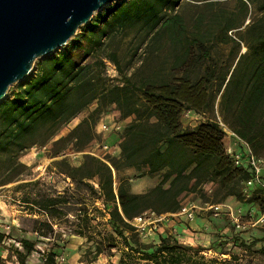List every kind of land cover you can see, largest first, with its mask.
<instances>
[{
  "label": "trees",
  "instance_id": "1",
  "mask_svg": "<svg viewBox=\"0 0 264 264\" xmlns=\"http://www.w3.org/2000/svg\"><path fill=\"white\" fill-rule=\"evenodd\" d=\"M182 1L130 0L110 8L83 37L88 44L85 54L98 57L94 63L82 64L69 54L55 55L42 61L36 76L0 104V187L20 181L27 170L20 158L34 147L51 144L53 158L69 147L83 151L95 139L97 110L66 136L56 138L95 102L102 107L114 105L122 119H131L122 136L120 159L86 155L78 168L64 163L65 172L76 183L97 180L110 226L126 248L118 264H229L207 261L199 256L201 248L185 246L174 237L162 236L158 244H144L131 224L147 211L157 216L179 215L183 196H200L207 204L205 186L210 183L217 187L216 202L210 205L231 197L243 199L242 182L249 180L251 173L233 166L220 123L212 120L186 129L182 124L185 111L215 112L220 98L222 120L257 155L264 149V17L236 40L229 34L240 28L241 16L209 9L195 15L190 26L177 12ZM218 1L209 2L208 7ZM255 1L259 0H241L242 11ZM260 8L264 12V2ZM132 32L131 41L137 43L130 48L133 57L145 44L154 45V51L167 47L173 58L168 70L147 73L143 67L134 70L131 62L123 66L112 46ZM242 44L247 48L244 54ZM220 45L230 46L222 62L218 61ZM101 54L105 58H100ZM105 60L116 68L115 81L108 78ZM140 168H146L148 176L160 177L150 191L134 194L125 181L115 187L114 170ZM36 182L20 189L34 188ZM260 200L263 202L257 190L246 201L254 204ZM23 203L47 211L52 218L61 205L68 204L64 198L46 193L34 198L29 195ZM34 224V231L43 237L53 235L48 223ZM6 239L8 236L0 233V243ZM19 243L22 251L17 247L15 251L26 264L36 252V244L26 239ZM258 243L253 241L247 248L253 250ZM59 254L50 251L45 264H58ZM259 254L264 257V247Z\"/></svg>",
  "mask_w": 264,
  "mask_h": 264
},
{
  "label": "rangeland",
  "instance_id": "2",
  "mask_svg": "<svg viewBox=\"0 0 264 264\" xmlns=\"http://www.w3.org/2000/svg\"><path fill=\"white\" fill-rule=\"evenodd\" d=\"M129 1L117 0L103 10L98 11L91 21L84 25L78 31L77 35L55 53L54 56L58 54H69L81 61L82 64L94 63L98 57L87 56L84 52L88 48V44L83 37L88 27L92 26L95 21L100 22L105 11L117 5L124 6ZM212 1L183 0L177 12L190 26H193L194 16L200 13V11L211 9L212 11H225L227 13L238 14L241 16L239 19L240 28L229 34L236 40H238V36L244 33L250 25L257 23L264 17V12L260 8L264 0L249 3L246 12L242 11L241 0H220L210 8L208 7V3ZM98 29L99 27H96L95 31H98ZM133 35L134 32L131 33L129 38L112 46L122 59L123 66L131 62L133 63L134 70L143 67V71L147 73H151L157 69H169L173 58L171 50L167 47L159 50L156 48L154 51V45L148 47L145 44L138 49L133 57V50L130 48L137 45L136 42L131 41ZM112 48L110 47L109 50L113 51ZM229 51L230 46L220 45L218 49V61H225ZM246 51L247 48L242 44L241 54L246 53ZM101 55H99L100 58H105L104 55ZM42 61L44 60L39 59L35 62L32 74L25 81L14 84L1 103L10 100L13 93L21 85L27 84L36 76L39 64ZM105 62L108 78L115 81L118 73L115 70L113 71L112 67L114 65L106 60ZM131 72L127 71V73ZM219 101L220 98L217 102L215 112L198 114L193 111V113L183 115V127L186 129H195L200 123L212 120L218 121L225 131V138L223 140L224 147L231 146L235 148L236 139L232 136V133H235L222 120L218 110ZM96 110L98 114L94 128L95 139L83 151H77L74 147H69L60 156L53 158L52 153L54 150L51 144L43 148L34 147L22 157L28 158L31 155L30 157L36 159L35 163L28 165L21 161L22 157L20 158L21 163L27 167L20 181L0 187V199L2 201L5 200L7 205L9 204L10 206H22L18 201L23 202L29 195L34 198L35 194L37 195L38 193H46L50 196L64 198L68 204L61 205L54 219L58 222L59 229H63L68 233L67 239L62 242L58 235L55 239H52L54 233L49 236L50 240L43 237L41 233L34 235V221H40L42 223L44 222V217L37 220L31 216H23L21 217V228L25 230L26 234H22L16 230L14 231L11 222L2 221V219L9 221L10 219L7 214L2 216L1 213H4L6 209L0 204V231L8 236V239L0 243V264H22L17 256L15 247H17V242L25 238L31 239L36 244V252L29 256L26 264H45V257L52 250L60 253L59 256H63L65 259L58 264H118L120 262L126 248L122 240L110 226V214L108 208L104 205L103 194L95 187V184H98L97 180L85 181L84 183L86 184L76 183L65 172L67 165L64 163L67 162L72 167L78 168L83 163L86 155L104 159H120L122 136L131 119H122L114 105L102 107L95 102L65 127L56 140L66 136ZM104 126L109 128L107 132H104ZM104 146L109 147V152L106 153L103 148ZM263 155L264 149L259 156ZM113 174L115 187L119 186L120 181L128 183L129 189L132 185L136 189L140 183L150 184L152 186L153 184L157 185L160 181L159 176H148L146 168L124 169L121 171L114 170ZM38 175L41 176L37 180L38 184L34 188L21 189L22 199H20L21 195L16 196L10 191L14 184L27 180V178L37 177ZM261 176L264 180V170ZM91 188L92 191L90 190ZM216 188V185L211 183L205 186L207 204H204L206 202L200 196H183L182 212L179 215L164 214L156 219L153 218V222H156L157 228H153L150 234L141 236V242L144 244H158L160 237L169 236L176 238L185 246L201 248L202 252L199 256L204 257L207 261H228L229 264H264V257L259 254V250L264 247V220H262L264 202L260 200L254 204H250L246 201L248 199L243 195L241 201L233 197L228 198L223 203H217L225 205L226 208L223 216L215 219L208 210V205L216 202ZM151 189L148 188L146 192ZM22 207L30 208V211L34 210L32 205ZM239 209H242L243 213L246 214V216L241 218V222L246 225L244 230L236 229L228 213L229 211L234 213L235 218H237V211ZM189 210H192L194 213V220L192 221L187 218V212ZM251 212L253 215L249 216ZM241 241L245 242L244 246H241ZM253 241H259V243L253 250H250L247 247ZM19 249L22 251V247Z\"/></svg>",
  "mask_w": 264,
  "mask_h": 264
},
{
  "label": "water",
  "instance_id": "3",
  "mask_svg": "<svg viewBox=\"0 0 264 264\" xmlns=\"http://www.w3.org/2000/svg\"><path fill=\"white\" fill-rule=\"evenodd\" d=\"M117 0H0V104L94 15Z\"/></svg>",
  "mask_w": 264,
  "mask_h": 264
},
{
  "label": "built area",
  "instance_id": "4",
  "mask_svg": "<svg viewBox=\"0 0 264 264\" xmlns=\"http://www.w3.org/2000/svg\"><path fill=\"white\" fill-rule=\"evenodd\" d=\"M112 68H113V71L114 70L116 71L115 66H113ZM190 113H193V111H187V112L185 111L183 115H188ZM103 130L104 132H107L109 128L107 126H104ZM232 136L236 139L235 148L231 146H225V151L227 155H229V157L231 158V161L234 167L247 170L251 173V178L247 181L242 182L243 196H245L246 199H250L253 196V194L257 190H259L261 192L263 202H264V180L261 176L264 170V155L263 156L257 155L253 151L249 143H247L243 139H240L238 136H236L233 133H232ZM238 145H239V148H238ZM103 148L106 151V153L109 152L110 150L108 146H104ZM101 159L104 160V158H101ZM95 187L97 188V190L101 191L98 184H95ZM25 206L27 205L25 204ZM32 207L34 208V210L30 211L28 209L26 210V213L35 219H39L38 217L39 215L43 216L44 222L48 223L49 225L53 227L54 235L52 236L53 237L52 239H55L58 235L59 238L62 240V242H64L68 237V233L64 231L63 229H59V224L56 221V219H54V217L52 218L48 214L47 211L41 210L40 208L36 206H32ZM225 208L226 206L223 204L208 205V210L211 212L212 217L215 219H219L223 216V214L225 213ZM228 213L236 229L244 230L246 225L241 222V218L246 216V214L243 213V210L239 209L237 211V216H238L237 218H235L234 213H231L230 211ZM252 215H253L252 212L249 213V216H252ZM69 217H72V216H69ZM157 217H160V216H157L154 212L147 211L143 213L142 215L134 218L131 224L137 229V232L140 233L141 236L147 235V234H150L151 231H153V228L154 229L157 228L155 224L156 222L155 221L153 222V218L156 219ZM187 218L191 221L194 220V213L192 212V210H189L187 212ZM262 220H264V214H263ZM13 242H16V241H13ZM16 246L17 248H20L21 243L17 242ZM64 260L65 259L63 256L57 257V263L63 262Z\"/></svg>",
  "mask_w": 264,
  "mask_h": 264
},
{
  "label": "crops",
  "instance_id": "5",
  "mask_svg": "<svg viewBox=\"0 0 264 264\" xmlns=\"http://www.w3.org/2000/svg\"><path fill=\"white\" fill-rule=\"evenodd\" d=\"M31 156V155H30ZM30 156H28V158L27 157H22L21 158V161L22 162H24L25 164H28V165H32L33 163H35V161H36V159H34V157H30ZM40 176L41 175H38L37 177H32V178H30V179H27V180H24V181H21V182H18V184H14L12 187H11V192L12 193H14L16 196L17 195H21L22 194V190L20 189V187H21V185H24V184H26V183H28V182H34V181H37L39 178H40ZM156 185H152V186H150V184H139L138 186H137V188L135 189L134 188V186L132 185L131 186V188H130V191L132 192V193H134V194H143V193H145L146 192V190L148 189V188H153V187H155ZM16 190V191H15ZM15 191V192H14ZM20 199H22V195H21V197H20ZM18 202H20L21 204H22V206H25V204L23 203V202H21V201H18ZM17 202V203H18ZM0 204L1 205H3L4 206V208L6 209L5 210V212L4 213H1L2 214V216H5V214H7V216H8V218L10 219V221L9 220H7V219H2V221L3 222H11V226H12V228H13V230L15 231H18V232H20V233H22V234H26V232H25V230L24 229H22L21 227H22V225H21V217H30L27 213H26V210H28V209H30V208H26V207H22V206H16V205H14V206H10L9 204L7 205V202L5 201V200H1L0 199ZM24 210V211H23ZM18 214V215H17ZM39 218H43V216H41V215H39L38 216ZM37 220H40V219H37ZM33 232H34V235L35 234H37L38 232H36V231H34L33 230ZM0 233H2L1 231H0ZM3 234V233H2ZM26 239V238H25ZM26 240H29V239H26ZM29 241H31V239L29 240ZM32 242V241H31Z\"/></svg>",
  "mask_w": 264,
  "mask_h": 264
}]
</instances>
